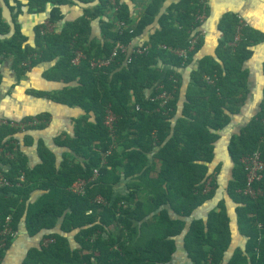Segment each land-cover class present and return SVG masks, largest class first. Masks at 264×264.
<instances>
[{
    "label": "trees",
    "instance_id": "1",
    "mask_svg": "<svg viewBox=\"0 0 264 264\" xmlns=\"http://www.w3.org/2000/svg\"><path fill=\"white\" fill-rule=\"evenodd\" d=\"M22 1L6 0L15 32L0 39V63L13 55L14 68L21 76L39 62L57 59L46 76L68 85L35 94L81 107L85 113L77 118L74 135L59 141L70 149L60 168L55 154L42 142V161L28 166L15 136L20 130L0 126V144L13 153V157L0 154V175L11 184L0 186V242L10 216L15 231L24 221L29 236L43 233L39 244L27 251L23 264H175L176 240L182 234L192 264H264V176L257 183L262 190L258 197L238 191L246 182L241 158L260 149L264 161V98L253 117L231 135L228 145L234 168L227 193L237 203V226L247 239L245 247L233 245L234 226L224 199L206 219L194 217L195 210L216 193L217 178L215 171L209 172L208 163L215 157L220 131L231 122L230 113H238L247 99L250 88L243 65L253 54L251 47L264 40V33L246 25L241 40L231 45L239 15L225 13L219 22L223 37L216 50L222 63L209 55L199 60L191 72L182 115L174 122L183 85L179 69L191 64L202 47L204 39L199 36L189 49L202 25L198 15L205 12L208 16L207 0H178L162 13L166 0H151L137 24L129 7L116 0L114 19L101 20L102 42L93 38L92 23L112 8L110 1L100 0L92 7L77 4L83 14L60 31L44 32L46 24L37 25L35 46L27 43L17 21ZM48 3L54 5L48 17L52 24L64 18L62 5L76 4L73 0H26L30 13L44 11ZM157 18L158 27L143 43L149 46L147 51L130 56L119 53L108 66L91 67V60L107 58L116 43H133ZM9 29L0 3V34ZM179 49H187V56L179 55ZM76 51L86 56L78 65L72 63ZM163 90L173 95L165 106L156 98ZM109 108L117 117L113 133L104 123ZM33 117L42 123L29 129L43 127L49 114L25 120ZM149 157L161 162L155 176L151 174L155 163H149ZM95 168L99 174L84 194L70 190L78 178L92 177ZM122 175L131 179L129 192L114 197ZM37 189L43 193L31 201ZM98 196L104 200L98 201ZM47 238L53 241L44 244ZM13 239L8 236L5 245H0V263Z\"/></svg>",
    "mask_w": 264,
    "mask_h": 264
},
{
    "label": "crops",
    "instance_id": "2",
    "mask_svg": "<svg viewBox=\"0 0 264 264\" xmlns=\"http://www.w3.org/2000/svg\"><path fill=\"white\" fill-rule=\"evenodd\" d=\"M178 0H166L160 13L166 11L168 6ZM24 6L23 12L18 15L17 21L21 26L23 34L27 37V43L35 46V27L41 23H46L52 7V3H48L46 9L42 12H28L26 0L22 1ZM120 4H125L129 7L132 21L137 24L141 19L142 13L151 2V0H119ZM209 7L208 16L201 25L203 31V44L200 50L194 55L191 64L180 68L182 73L183 85L180 88L177 113L174 122L182 115L184 104L187 101V89L192 83L191 72L197 69L199 60L204 56H211L219 63L221 59L216 53L219 42L223 37V32L219 28V22L225 13H237L243 21L251 28L264 33V0H207ZM64 18L54 24V29L60 31L62 27L70 20H74L83 14V8L77 4H65L61 6ZM115 10L109 9L101 18H97L92 23V36L96 42H102L101 20L114 19ZM159 25L158 18L152 25H149L145 32L136 37L133 45L143 44L149 40L150 34ZM251 49L252 56L247 59L243 65L248 73L247 85L250 92L244 105L238 113H230V124L220 131V138L215 143V157L212 162L208 163L209 172L215 171L218 187L215 195L207 200L203 205L198 207L194 212V217L207 218L208 212L215 208L218 202L225 200L229 215L232 219L233 229V245L235 247H245L246 237L240 234L237 226V214L235 203L227 193V186L231 178H233L234 162L229 154V141L232 134L240 131V128L245 125L256 113L260 102L264 98V40L255 43ZM57 62V59L52 61L39 62L29 70L19 76L14 68V57L9 55L4 57L0 63L2 73V82L0 83V117L9 118L12 120H24L25 118L48 113L49 118L43 127L27 129L19 131L15 134L19 140L20 148L28 158V166L34 167L42 160L39 153V143L42 142L56 156V166L61 167L64 160V155L70 149L67 146L61 145L59 141L67 136L74 135V126L77 118L82 116L85 111L81 107H70L58 103L46 96L35 94L36 91H54L65 87L66 83L55 80L46 76ZM168 68L167 66L164 67ZM154 162L152 157H149V163ZM155 169L152 175L155 176L160 167V161L156 160ZM4 169L8 165L2 166ZM130 178L122 175L120 181L115 185L114 197L127 195L129 192L128 184ZM43 193V190L37 189L31 195V201ZM43 233L35 236H29L26 230L24 221L20 223L19 229L14 236L12 245L7 250L5 257L0 264H23L29 248L37 246L42 239ZM184 234L180 235L177 242V251L174 255L175 264H192L187 257L184 249ZM73 246H76L73 237H70Z\"/></svg>",
    "mask_w": 264,
    "mask_h": 264
},
{
    "label": "built area",
    "instance_id": "3",
    "mask_svg": "<svg viewBox=\"0 0 264 264\" xmlns=\"http://www.w3.org/2000/svg\"><path fill=\"white\" fill-rule=\"evenodd\" d=\"M109 1L112 5V8L115 11H117V8H118L117 1L116 0H109ZM197 18L203 24L205 19H206L205 12L200 13V15H198ZM45 24H46V28L43 29L44 32L55 30L54 24L50 23L49 21H47ZM246 25L247 24L243 21L242 17L239 15V21L237 24V33H236L234 41L231 43V45L236 46L238 41L241 40L242 29ZM200 27L197 29L198 34L197 35L194 34L195 36L193 35L192 39L190 40L191 43H190L189 49H193L195 43L198 40V37L203 35V31L201 30ZM148 47L149 46L143 45V44L133 45L132 43L125 44V43L118 42L115 44L111 54L107 58H99V59L91 60L90 64H91L92 68H100V67L108 66L119 55V53H124V54H127L128 56H130L132 53H143V52L148 50ZM176 52L179 55L186 57L188 50L187 49H181V50L179 49V50H176ZM85 58H86V56L82 51H76L75 56L72 59V63L74 65H78ZM205 78L210 83L214 82V79L210 76H206ZM172 96H173L172 92H170L168 90H163L159 95L156 96V98L160 99V105L161 106H165L169 102V100L171 99ZM116 119H117L116 115L109 108L107 110V114L105 116L104 123L112 133L115 131ZM41 123H42V120L37 118V117H33L30 120L24 119V120H20V121L0 117V126L9 125L11 127L18 128L20 131H25L31 127L38 126ZM0 154H6L9 157H13V153L6 150L5 146H3L1 144H0ZM241 162H242L244 170H245L246 182H245L244 187L240 188L238 191L243 193L244 195L250 196L251 198H256L259 195H261V193H262V190L257 185V183L264 176V161L261 157L260 149H257L250 154L244 155L241 158ZM98 174H99V170H98V168H95L94 169V175L92 177H90L89 179L78 178L76 181H74L72 183V185L70 186V190L74 193H77V194H84L87 184L91 180L95 179L98 176ZM23 179H24V175H21L20 180L22 181ZM4 185H11V184L3 175H0V186H4ZM206 189L207 190L210 189V180L208 181V183L206 185ZM97 200L103 201L104 199L102 198V196H98ZM16 233H17V231H15L11 226V217L8 216L5 220L3 228L1 230L2 239H1L0 245L4 246L6 243L7 237L8 236H15ZM51 241H53V239L47 238L44 240L43 243L47 244Z\"/></svg>",
    "mask_w": 264,
    "mask_h": 264
},
{
    "label": "water",
    "instance_id": "4",
    "mask_svg": "<svg viewBox=\"0 0 264 264\" xmlns=\"http://www.w3.org/2000/svg\"><path fill=\"white\" fill-rule=\"evenodd\" d=\"M76 4H78L81 7H92L99 3L100 0H93L91 2H83L81 0H73ZM1 6H2V15L5 18V20L9 23L10 29L8 33L0 34V39L9 38L11 37L15 32V23L13 21L12 11L9 7L6 0H0Z\"/></svg>",
    "mask_w": 264,
    "mask_h": 264
}]
</instances>
